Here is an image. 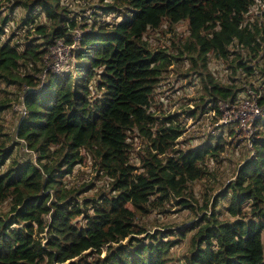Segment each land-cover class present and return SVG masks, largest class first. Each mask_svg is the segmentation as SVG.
I'll return each mask as SVG.
<instances>
[{"label":"trees","instance_id":"obj_1","mask_svg":"<svg viewBox=\"0 0 264 264\" xmlns=\"http://www.w3.org/2000/svg\"><path fill=\"white\" fill-rule=\"evenodd\" d=\"M84 1L81 24L67 0H0V264H264V0ZM3 4L24 10L6 38ZM181 22V43L152 46ZM57 41L71 56L40 87ZM186 55L225 78L199 74L206 96L185 118L255 94L263 116L238 161L224 132L191 145L183 117L158 113L159 79ZM88 161L95 176L76 178Z\"/></svg>","mask_w":264,"mask_h":264},{"label":"rangeland","instance_id":"obj_2","mask_svg":"<svg viewBox=\"0 0 264 264\" xmlns=\"http://www.w3.org/2000/svg\"><path fill=\"white\" fill-rule=\"evenodd\" d=\"M69 1V2H68ZM2 3V2H1ZM4 3V2H3ZM68 7L72 9L70 12L71 15L78 16V20L81 24L86 22L84 18L90 19L92 21L93 19V13L92 9H89V7L92 5V2H85L84 0H67ZM10 5L3 4L1 6V13L2 16L6 15L11 17L12 20L9 21L6 26L4 27V32L1 36L6 38L9 36V34L12 32H17L18 30H21L17 27V24L20 21V18L24 14V10L21 6L15 5L13 11L11 12V9H9ZM256 13H258L259 16H262L264 13V3L260 2L259 7L255 10ZM89 15V16H87ZM98 20L100 18H97ZM108 20H114L115 18H112V16L107 17ZM2 24H0V27ZM185 31V24L179 23L174 27V35L173 32H168L167 30H164L162 28L161 30L151 32L149 34V40L154 42L152 46L157 47L158 49L162 48H170L172 47V42H175L176 44L181 43L186 33ZM23 33V32H21ZM158 39V40H155ZM189 56H194L191 54H188ZM179 63H174V69H171L167 72V74L163 75L159 79L160 86L157 89V99L160 103H163L161 105L160 103L157 105L158 113L161 114L164 110H166L165 114H170L181 118L183 117L182 125L186 127L185 135L189 136L190 138L187 143L191 145H195L198 142L199 137L201 138L202 135L206 138V141L209 140L211 137L206 136L207 134L211 132H224L225 139H227L230 144H227L226 147H228L226 152V158L232 157L234 159L237 158L240 150H243V154H247L246 150L243 149L244 143L239 140V138H234L233 136H226V130L227 127L223 124L226 114L223 113V115L220 113L218 115L213 110L211 112L204 111V113H201L203 115H200L199 117H193V118H185L183 116L184 109L189 108L193 109L196 104H201L203 102L202 98H205L206 93L204 91H201V84L199 79V74L203 73L206 76V73L211 72L212 75L217 79V81L223 83L225 78V73L222 71V64L214 59V58H208L206 61H202L201 59L195 58V60L189 58L187 55L185 58H182V60L179 61ZM187 75V76H183ZM221 80H219V79ZM247 91L251 90L250 87H246ZM243 96V95H242ZM186 98V100H184ZM186 103V105H184ZM222 102H220V105ZM219 106V103H218ZM201 109V108H199ZM14 112L16 111V105L13 107ZM17 112V111H16ZM198 115V114H197ZM8 127H11V125L7 122ZM183 136V139L185 138ZM198 137V138H197ZM210 140H215L214 137ZM230 152L232 156L230 155ZM234 153V154H233ZM237 160V159H236ZM134 166H139V158L134 159ZM238 161V160H237ZM236 161V162H237ZM221 166V170H224L226 176L223 178V184H227L232 179V172L236 167V163H233L228 166V161H225ZM225 166V167H224ZM227 166V167H226ZM221 174V172H220ZM232 174V175H231ZM93 176H95V172L92 168V162L88 161L85 166L81 167L78 174L76 175V178H88L91 179ZM103 185H106L104 182H95L96 187H101ZM220 187V189H222ZM198 189V187L196 188ZM217 190V189H216ZM215 190V191H216ZM214 191V192H215ZM213 192V193H214ZM178 207L174 203V201L171 202V207H168L169 212L166 214V221L167 222H173L175 217L181 216L182 213L175 214V210H177ZM175 214V215H172ZM158 217L159 215L153 214L151 216L152 219L155 217ZM161 216V215H160ZM164 216V215H163ZM161 218V217H160ZM190 220L196 219L194 215H192ZM180 248L179 251H182L183 243L179 244Z\"/></svg>","mask_w":264,"mask_h":264},{"label":"built area","instance_id":"obj_3","mask_svg":"<svg viewBox=\"0 0 264 264\" xmlns=\"http://www.w3.org/2000/svg\"><path fill=\"white\" fill-rule=\"evenodd\" d=\"M74 45L64 44L57 41L50 46L47 54L46 70L40 75V87L45 82L46 74H62L68 59L71 56V49ZM19 116L25 115L23 106H16ZM221 114H226L223 122L229 128L234 138H239L248 150H252V142L255 137V123L263 116L261 107L258 106L255 94L248 90L246 95L241 96L234 102L220 105Z\"/></svg>","mask_w":264,"mask_h":264}]
</instances>
